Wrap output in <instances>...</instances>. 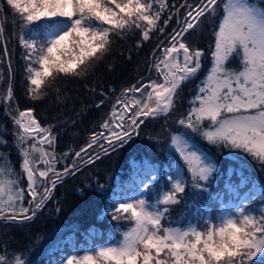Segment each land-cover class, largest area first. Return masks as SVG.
<instances>
[{
    "label": "snow or ice",
    "instance_id": "6c2138e0",
    "mask_svg": "<svg viewBox=\"0 0 264 264\" xmlns=\"http://www.w3.org/2000/svg\"><path fill=\"white\" fill-rule=\"evenodd\" d=\"M5 4L20 20L19 43L26 50L28 94L34 100L42 98L40 90L46 80H55L60 74L84 75L95 60L110 50L112 35L138 31L141 41H147L152 33H163L165 28L161 25H168L180 11L178 8L161 20L169 8L168 0H5ZM3 7L0 5V16ZM219 7L218 0H198L195 5L185 0L180 8L188 11L182 22L177 20L179 28L169 35L167 47L157 46L162 55L153 53L150 70L155 69L162 82L148 79L124 89L109 119L101 125L108 135L93 133L89 142L75 152L72 163L61 171L54 167V152L43 147L54 148L51 127H42L32 109H17L18 115L12 117L15 146L22 157L21 172L27 176L31 207H23L25 190L19 179H6L18 174L0 156V220L34 219L62 178L78 169L77 158L81 163H93L92 155L84 160L82 153L87 155L100 139L108 145H99L106 154L109 148L123 146L138 135L144 119L173 112L181 87L196 76L203 56L202 49L190 48L183 37L198 26L201 18L214 16ZM6 22L0 18V38ZM38 24L44 26L43 40L29 38ZM40 35L36 33L37 37ZM214 35L211 71L192 106L176 121L181 127L170 133L172 147L186 166L193 188L200 192H208L207 185L217 164L197 146V137L209 145L238 150L264 165V7L251 0H225L223 17ZM4 54L7 55L6 47ZM234 57L240 58L239 69L227 66ZM136 93H140L139 98ZM12 98L9 81L6 97L0 99ZM103 103L101 100L100 104ZM95 159H99V153ZM155 179L151 175L143 183L144 192L151 190ZM166 180L170 188L156 204L141 193L140 198L117 202L114 209H105L113 220L127 219L132 224L116 245L95 249L94 255H68L61 264H257L258 260L264 264V211L257 217L249 210L256 194L245 195L230 211L225 209L215 224L209 219L204 231L192 224L184 228L165 227L162 220L172 205L181 202L188 187L180 170ZM226 189L231 191L233 186L226 185ZM258 195L264 199V189ZM0 264L26 261L19 255H0Z\"/></svg>",
    "mask_w": 264,
    "mask_h": 264
},
{
    "label": "trees",
    "instance_id": "16d2710c",
    "mask_svg": "<svg viewBox=\"0 0 264 264\" xmlns=\"http://www.w3.org/2000/svg\"><path fill=\"white\" fill-rule=\"evenodd\" d=\"M196 1L188 0V3ZM184 2L168 0L169 8L162 14L161 20L167 19L169 13H175L178 8L179 14L184 12L186 8H180ZM0 3L4 5L7 21L3 38H0V98L6 97L2 89L4 85L9 87V81L13 92L11 101L0 99V156L18 174L6 179H19L20 187L25 190L23 207L26 208L30 195L26 190L27 176L21 172L22 157L15 146L16 127L12 119L18 113L17 109H32L43 127H51L55 137L54 148L44 146L54 152L57 158L54 167L61 171L72 163L75 152L80 151L99 129L102 119L122 91L154 78L156 72L150 70L153 53L176 29L179 14L173 15L168 25H161L165 28L163 33H152L147 41H141L138 31L123 36L112 35L110 50L95 60L84 75L65 77L60 74L55 80H46L40 90L43 92L42 98L34 100L28 94L25 72L27 61L24 59L26 50L19 43L22 31L19 17H14L5 0H0ZM260 3L264 5V0ZM221 15L219 7L214 16L202 20L195 32L186 34L184 40L187 44H195L204 51L203 65L196 76L181 87L175 110L167 116L153 118L151 127L160 129L166 123L168 126H177L176 121L192 106V101L199 94V88L212 68L214 33ZM212 18L213 24H208ZM36 33L41 35L37 37ZM43 33L44 26L38 24L32 29L29 38L43 40ZM5 47L7 55L4 54ZM237 58H232L227 66L235 69ZM101 100L103 104H100ZM7 102H10L15 113L8 109ZM136 142L94 160L85 175H67L63 180L66 186L56 194L53 210L36 221L10 226L8 221L0 220L1 254L10 258L23 256L26 264H58L73 251L86 250L93 245L122 237L124 229L131 222L119 226L117 221L122 219L108 220L112 216L105 214V209H114L117 202H125L127 195L150 174L156 177L152 190L159 198L157 179L161 178L159 183H162L171 175L173 164L181 166L188 187L181 202L172 205L162 220L165 227H182L191 223L200 224V230L204 231L209 219L213 224L217 222L226 203L239 202L247 193H259L264 189V165L238 150L209 145L202 138H195L200 150L217 164L213 178L207 185L208 192H200L193 188L191 176L171 144L160 142V146H157L153 138L144 139L143 136ZM164 145L168 147L162 149ZM65 153L68 155L64 156ZM135 162H138L137 167L134 166ZM229 184L233 186L231 191L226 189ZM258 197L250 207L257 217L264 211V199ZM257 264H260L259 260Z\"/></svg>",
    "mask_w": 264,
    "mask_h": 264
},
{
    "label": "rangeland",
    "instance_id": "374dc122",
    "mask_svg": "<svg viewBox=\"0 0 264 264\" xmlns=\"http://www.w3.org/2000/svg\"><path fill=\"white\" fill-rule=\"evenodd\" d=\"M260 1H261V0H251V2L257 4L258 6L264 7V5H262V4L260 3ZM197 2H198V0L196 1V3H197ZM224 2H225V0H224ZM0 5H1V3H0ZM222 17H223V16H222ZM0 18L5 19V12H4V10H3L2 16H0ZM203 19H204V18H201V20L198 22V26L201 25V22H202ZM206 20H208V19H206ZM208 21H209L208 24H213V18H212V19H209ZM198 26H195L194 29H193L192 31L195 32L196 27H198ZM192 37H194V36H192ZM168 43H169V41H168V39H167L164 43H162V44L160 45L161 48H162L163 45L166 46ZM186 43H187V42H186ZM187 45H188L190 48H197L195 44H194V45L187 44ZM160 55H162V53H161L160 49H158V50L156 51V56H160ZM154 58H155V57H154ZM153 60H154V59H153ZM239 67H240V58L238 57V58H237V62H236V67H235V69H239ZM154 70H155V69H154ZM155 72H156V71H155ZM152 79H153V80H157L158 82H162V77H160V76L158 75L157 72L155 73L154 78H152ZM145 82H147V81H145ZM2 90H3L4 92H6V94H7V90H8L7 85H4V88H3ZM129 95H131V94H129ZM135 96H136L137 98H139V97H140V93H136ZM178 97H179V96H178ZM178 97H177V98H178ZM7 106H8V109L11 110L12 113H15V111L13 110V107H12V105L10 104V102H7ZM112 107H113V106H110L109 113H108V114L102 119L99 129H98L95 133H101V132H103L105 136L108 135L107 130L102 129L101 125L104 123L105 120H108V119H109V115H110V113L112 112ZM117 107H119V106H117ZM16 115H18V113H16ZM33 115H34V114H33ZM129 115H131V113H129ZM35 118H36V117H35ZM36 119H37V118H36ZM141 119H144V118H141ZM37 120H38V119H37ZM152 120H153L152 117H148L147 119H144V123L141 124L140 127H139L138 130H137V131H138V135H133L132 138H131L126 144H124L123 146H127V145L132 146V145H134V144H137L136 141H137L139 138L141 139L142 136H143L144 139H151V138H153V139L156 141L157 146H160V144H159L160 142H165L166 144H169V145H170V144H171V143H170V133H171V132H174L176 129H178L177 127H179V125H177V126H168V124L166 123V124H163V127H162V128H160V129H155L154 127H151V124H150V123L152 122ZM41 126H42V125H41ZM42 127H43V126H42ZM140 136H141V137H140ZM29 143H31V141H29ZM99 145H104L105 147L108 146L107 143H106V141H105L104 139H100L99 144H94V145L92 146V148L89 150V152H88L87 155H85V154L82 153V159L86 160V159L88 158V155H92V156H93V161H94V160H96V159H95V154H96V153H99V158H101V157H103L104 155H106V154H108V153H110V152H113V151L116 150L117 148L119 149V148L123 147V146H117V147H115L114 150L111 149V148H109L108 152L105 154L103 151L100 150ZM43 147L45 148L44 145H43ZM167 147H168V145H164V146L162 147V149L167 148ZM45 149H46V148H45ZM47 150H48V149H47ZM48 151H49V150H48ZM50 152H51V151H50ZM35 155L38 156V154H35ZM209 158H210L211 160H213L211 157H209ZM77 162H78V169H74V170H73V173H77V175H78V174H79V175H85L87 172H89V169H90L89 164L81 163V162H80V158H77ZM171 170H172V174H173L176 170H180V171L182 172L181 166L178 165V164H175V165L173 164ZM57 171H58V170H57ZM182 174L184 175L183 172H182ZM151 175H152V174L149 175L148 179H150V176H151ZM50 176H51V173H50ZM65 177H66V176H64V177L62 178V181H61L60 183H58V184L56 185V187L52 190L50 199H49L48 201H46L45 206H44L41 210H39V211L37 212V214H36V216H35L34 219L27 220V221H23V222H16V221L9 222L10 226H13V225H16V224L18 225V224H21V223L34 222V221H36L37 219H39L40 216H42L43 214L49 212L50 210H53V208H54V206H55L56 194L58 193L59 190L65 188V186H66V183L63 182V180L65 179ZM184 178H185V175H184ZM160 180H161V178H158V179H157L158 183H157L156 186H157V188H158L157 193L161 195L164 191L169 190L170 185L168 184V182H167L166 179H164V181H163L162 183H159ZM185 180H186V178H185ZM155 181H156V179L152 182L153 185L155 184ZM145 182H147V179L145 180ZM262 189H263V188H262ZM26 190H27V188H26ZM141 193H143V198L148 199L150 203H152V204H156V203H157L158 197L155 195V192H153L152 188H151V190H150L149 192H144V190H143V183L141 184V186L139 187V189H135V190H133V191H132V192L126 197V200H125V201H127L128 199H131V198H140V197H141ZM248 194H249V193H247L246 195H248ZM254 194H256V195H255V198L253 199V201H254V200L257 198V196H258V193H254ZM244 197H245V196H244ZM244 197H243V199H244ZM259 197H260V196H259ZM259 197H258V198H259ZM30 198H31V197H30ZM30 198H29V200H30ZM243 199H242V200H243ZM253 201H252V202H253ZM237 203H238V202H236V203H234V202L226 203L225 206H224L223 211H224L225 209H227V210L230 211V210H231V209H232ZM29 207H31L30 204H28V206H27L26 208H29ZM250 207H251V205H250ZM250 207H249V210L255 214L254 209H251ZM223 211H222V212H223ZM222 212H221V213H222ZM125 215H126V214H125ZM255 215H256V214H255ZM256 216H257V215H256ZM108 220L111 221V220H113V219H112V217H111V218L108 219ZM117 223H118L119 226H120V225L128 224V223H129V220H127V219H122L121 221H117ZM190 224H191V223H190ZM188 225H189V224H187V225H185V226H182V227L179 226V225H176L175 227H181V228H184V227H187ZM192 225H193V224H192ZM131 226H132V224H130L128 227H126V228L124 229V232L127 231ZM197 226H198V229H199V230L202 229V226H201L200 224H198ZM201 231H202V230H201ZM122 239H123V235H122V237L114 238L113 240H110V241H108L107 243H103V244H99V245L93 246V247L87 249L85 252H82V253H75V252H73V253L70 254V255H78V256H81V257L84 256V255H86V254H93V255H94V254H95V253H94V250H95V249H98V248H100V247H102V246H106V245H107V246H114V245H116V244H117L120 240H122ZM0 255H2V254H1V251H0ZM21 257H22V259H24L23 256H21ZM25 261H26V260H25ZM58 264H61V262L58 263Z\"/></svg>",
    "mask_w": 264,
    "mask_h": 264
}]
</instances>
